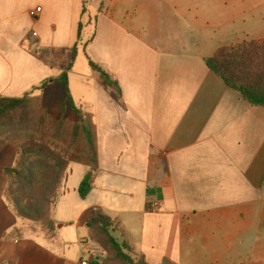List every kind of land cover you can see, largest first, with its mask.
Here are the masks:
<instances>
[{
	"label": "crops",
	"instance_id": "crops-1",
	"mask_svg": "<svg viewBox=\"0 0 264 264\" xmlns=\"http://www.w3.org/2000/svg\"><path fill=\"white\" fill-rule=\"evenodd\" d=\"M253 1L0 0V96H41L42 109L71 122L79 117L54 79L82 20L67 87L97 146L85 197L89 159L79 148L67 157L51 229L19 216L0 188V264H81L96 209L148 264H264V106L203 59L264 37L249 28ZM8 153L11 164L16 147Z\"/></svg>",
	"mask_w": 264,
	"mask_h": 264
},
{
	"label": "trees",
	"instance_id": "trees-1",
	"mask_svg": "<svg viewBox=\"0 0 264 264\" xmlns=\"http://www.w3.org/2000/svg\"><path fill=\"white\" fill-rule=\"evenodd\" d=\"M82 20L77 26V41L70 48L69 62L61 75L54 79L65 87L64 105L77 113V122H71L42 109L41 96L26 92L21 96H0V151L5 144L16 147L17 154L10 166L2 171L8 181L16 183L9 187L8 202L21 217L42 222L50 229L49 213L54 203L70 152L79 148L89 159V169L79 184V194L85 197L90 190L91 179L97 170V146L94 126L90 118L82 117L75 107L67 87V71L77 57L82 42ZM89 66L98 65L85 53ZM213 71L232 90L238 92L252 105L264 106V37L243 39L237 43L218 47L213 54L203 58ZM107 85L115 84L102 71ZM48 81L37 89H43ZM48 136L52 141L46 140ZM65 146L58 149V142ZM89 239L107 253L110 264H148L142 257H135L125 239L116 236L115 222L101 209H96L87 220ZM88 264H101L91 259Z\"/></svg>",
	"mask_w": 264,
	"mask_h": 264
},
{
	"label": "rangeland",
	"instance_id": "rangeland-1",
	"mask_svg": "<svg viewBox=\"0 0 264 264\" xmlns=\"http://www.w3.org/2000/svg\"><path fill=\"white\" fill-rule=\"evenodd\" d=\"M264 0H254L250 6L252 5V7L254 8L253 10L255 11L253 14H251V16L249 17V19L251 20L252 24L249 22V28L252 32H255L257 34H259L260 32H262L264 30V17L261 18L262 16H264ZM176 24H177V28H178V19H175ZM46 138V137H45ZM49 142H51L52 140L48 137ZM64 142L59 143L58 144V149H62L61 147H63ZM4 147V146H3ZM16 155L13 157L12 163L15 159ZM11 158H12V153H8V154H0V167L1 166H10V162H11ZM5 177V178H4ZM5 182V184L3 183ZM4 186V187H3ZM16 183H12V181H8V179L6 178V176H4L1 173V169H0V188L3 189L2 190V195H3V200L4 202L9 206L10 203L8 202V196L10 197V192H8L9 187H15ZM3 187V188H2ZM43 224L42 222H38ZM44 226H46L45 224H43ZM47 227V226H46ZM93 245H97L99 246L97 243L92 242ZM95 245V246H96ZM102 250V253L97 257L100 261L101 264H110V261L107 260V253L105 252V250L99 246Z\"/></svg>",
	"mask_w": 264,
	"mask_h": 264
},
{
	"label": "built area",
	"instance_id": "built-area-1",
	"mask_svg": "<svg viewBox=\"0 0 264 264\" xmlns=\"http://www.w3.org/2000/svg\"><path fill=\"white\" fill-rule=\"evenodd\" d=\"M40 11L41 7H36L34 11L31 12V14L34 15L35 13H38ZM95 245H93L91 241L84 246L85 254L87 257L81 261V264H88L89 259H96L102 253L101 248Z\"/></svg>",
	"mask_w": 264,
	"mask_h": 264
},
{
	"label": "water",
	"instance_id": "water-1",
	"mask_svg": "<svg viewBox=\"0 0 264 264\" xmlns=\"http://www.w3.org/2000/svg\"><path fill=\"white\" fill-rule=\"evenodd\" d=\"M97 71L101 72V68L98 67V68H97Z\"/></svg>",
	"mask_w": 264,
	"mask_h": 264
}]
</instances>
